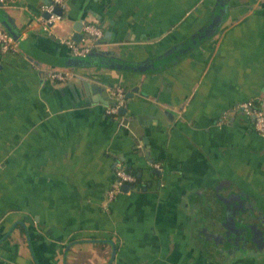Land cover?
Wrapping results in <instances>:
<instances>
[{"label":"crops","instance_id":"0c3cea01","mask_svg":"<svg viewBox=\"0 0 264 264\" xmlns=\"http://www.w3.org/2000/svg\"><path fill=\"white\" fill-rule=\"evenodd\" d=\"M46 1L1 7L19 36L0 50V264H264V137L236 108L264 109V0H226L214 34L148 71L97 52H170L218 0H65L50 34L35 19ZM88 20L103 36L75 56L58 38ZM113 84L132 92L123 114L105 110ZM116 159L141 179L105 207ZM230 196L249 208L234 224Z\"/></svg>","mask_w":264,"mask_h":264},{"label":"built area","instance_id":"2783aa9c","mask_svg":"<svg viewBox=\"0 0 264 264\" xmlns=\"http://www.w3.org/2000/svg\"><path fill=\"white\" fill-rule=\"evenodd\" d=\"M11 0H0L2 6L7 5ZM65 5V0H47L42 4L41 11L35 15V19L40 24L41 28L48 34L52 33L55 24L62 18V13L57 11V8H62ZM82 37L79 41L70 36L59 37V42L65 44L71 54L75 56H86L91 49L97 45L103 36L101 25L93 21H85L81 26ZM17 40L14 38L2 25H0V50L3 52L14 50ZM51 79L58 81L65 80L70 71L64 69H49L46 72ZM110 103L106 106V112L109 114H117L119 108L125 104L126 90L121 84H113L107 86ZM236 108L243 114L253 116L254 129L264 137V109L254 100L246 99L236 104ZM151 166L161 171L163 166L160 162H152ZM128 183L134 185L137 183V175L129 170L123 162L116 159L114 163V180L110 187L106 190L104 196V206L108 207L115 195L121 191V185ZM130 189V188H129Z\"/></svg>","mask_w":264,"mask_h":264},{"label":"water","instance_id":"95a60500","mask_svg":"<svg viewBox=\"0 0 264 264\" xmlns=\"http://www.w3.org/2000/svg\"><path fill=\"white\" fill-rule=\"evenodd\" d=\"M1 7H2V3L0 2V24H2L3 27L14 38H17L19 36V32L15 29V27L13 26V23L11 22V20L7 16L6 12L4 10H2ZM225 7H226V0H218L217 5L214 7V10L212 12L211 20L206 25H204L202 28H200L196 34H192L188 40L182 42L178 46H175L170 52H167V53L164 52L163 54H160L157 57L149 58V59L143 60V61L125 60V59H122L118 56L112 55L110 51L97 52V54H98L97 57L102 64H105L106 66H109V67H116V68L136 70V71H148V70L158 69V68L174 61L178 57H180L184 52H186L190 48L194 47V45L198 41H200L201 39H203L205 37H209L212 34H214L219 29L220 25L223 22ZM57 11L62 13L63 9L57 8ZM80 26H81V22H78V24H76L74 26V32L72 35V38L77 40V41H79L82 37V33L80 31L81 30ZM131 95H132V92L126 93V97H129ZM125 111H126V106L122 105L119 108L118 113L123 114ZM250 117L253 120V116H250ZM153 172L159 173L158 170H154ZM138 175H140V173H138ZM128 188H133V185L128 184V183H123L121 185V189L123 191H126ZM222 199H224L225 202L232 201V203L234 204V207H235V205H237V206L240 205L241 206L240 211H242V212H244L245 209L247 208V202H246L245 198H243L242 196H235V197L230 196L227 198L222 197ZM227 208L229 209L230 207H227ZM232 208H230V209H232ZM241 217L243 218V216H241ZM228 218L229 219L231 218V220L233 219L232 216L227 214L226 219H228ZM239 219H241V218H239ZM233 224H234V221H233ZM252 225L253 224H251V225L248 224L244 228L247 229L248 226L252 227ZM252 228H255V227H252ZM239 231H242V227H240ZM236 237L237 238L239 237L241 239H245V233L236 234Z\"/></svg>","mask_w":264,"mask_h":264},{"label":"flooded vegetation","instance_id":"af4514ba","mask_svg":"<svg viewBox=\"0 0 264 264\" xmlns=\"http://www.w3.org/2000/svg\"><path fill=\"white\" fill-rule=\"evenodd\" d=\"M229 209H230V208H229ZM234 209H236V213L233 212ZM237 209L239 210V212L237 211ZM246 209H249V208L247 207ZM230 210H231L232 214L229 213V215L232 216V218H233V215H235V216H237V215H238V216H241L242 213H243L242 211H240V210H241V206H240V205H239V206L235 205V207L232 208V209H230ZM237 212H238V213H237ZM227 214H228V213H227ZM228 220H231V218H230V219L228 218L227 221H228ZM231 221H233V220H231ZM231 221H230V222H231ZM224 223H225V222H224ZM225 224L228 225L227 222H226ZM226 231H227V230H226ZM228 237H229V236H228ZM230 238H231V236H230ZM232 238L239 239V237L237 238L236 236H233ZM221 241H222V240H221ZM222 242H224V241H222Z\"/></svg>","mask_w":264,"mask_h":264},{"label":"trees","instance_id":"16d2710c","mask_svg":"<svg viewBox=\"0 0 264 264\" xmlns=\"http://www.w3.org/2000/svg\"><path fill=\"white\" fill-rule=\"evenodd\" d=\"M128 169L136 173V175H137V181L139 182L140 179H141V177L138 175L137 170L134 169V168H128Z\"/></svg>","mask_w":264,"mask_h":264}]
</instances>
